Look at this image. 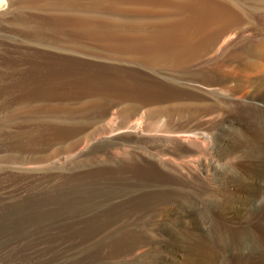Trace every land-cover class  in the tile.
<instances>
[{
	"label": "rangeland",
	"instance_id": "1",
	"mask_svg": "<svg viewBox=\"0 0 264 264\" xmlns=\"http://www.w3.org/2000/svg\"><path fill=\"white\" fill-rule=\"evenodd\" d=\"M106 1L4 0L0 5V264H257L231 253L228 245L241 228L264 245L262 225L247 215L252 207L232 208L244 203L253 186L247 164L257 155L252 150L260 137L249 140L238 132L236 141L250 155L242 150L229 158V165L240 166L239 186L232 187V196L218 193L231 203L215 218L184 219L175 213L176 203L189 196L206 200L211 191L202 180L163 170L151 157H175L163 135L191 130L205 141L231 119L233 127L249 132L260 127V114L247 107L264 104V75H256L247 62L264 63V49L252 46L264 38V19L258 21L257 13L244 19L240 25L258 22L235 31L194 72H152L111 54L117 47L89 42L95 38L89 37L91 16L105 13ZM234 2L264 15V0ZM208 68L213 73L207 75ZM152 123L162 136L148 133ZM138 125L146 130L140 138ZM103 136L110 146H97ZM260 199L262 207L264 195ZM168 227H174L171 238L160 231Z\"/></svg>",
	"mask_w": 264,
	"mask_h": 264
},
{
	"label": "bare ground",
	"instance_id": "2",
	"mask_svg": "<svg viewBox=\"0 0 264 264\" xmlns=\"http://www.w3.org/2000/svg\"><path fill=\"white\" fill-rule=\"evenodd\" d=\"M199 1V0H198ZM240 1V0H239ZM243 1V0H242ZM250 1V0H248ZM252 1H255V0H252ZM258 1V0H257ZM107 2V1H106ZM184 2V1H183ZM123 3V2H122ZM121 3V4H122ZM194 3H196L197 5V2L195 1ZM241 2H234V0H205L204 4L202 2V5L205 6L206 8V11L208 10L210 13L214 14V15H218L220 16L219 18L221 17H229V16H233V17H236V19L239 17V19L241 18L242 20L244 19H247V18H252V16L257 13V17H258V21L260 20H263L264 19V15L260 12L259 13V10L257 9H254V10H249L245 9V7H243L242 4H240ZM187 4V3H185ZM247 4V3H246ZM259 4V2H258ZM150 5V4H149ZM192 5V4H191ZM193 6V5H192ZM249 6V5H248ZM198 7V6H197ZM200 7V6H199ZM193 9V8H192ZM189 10V9H188ZM200 10V9H199ZM203 10V9H202ZM200 10V11H202ZM262 10V9H261ZM198 11V10H197ZM199 12V11H198ZM62 13V12H60ZM205 14V13H204ZM191 15V14H190ZM212 15V16H214ZM77 16V15H76ZM211 16V17H212ZM231 16V17H232ZM59 18V17H58ZM62 18V17H61ZM67 18V17H66ZM65 18V19H66ZM215 18V17H214ZM218 18V17H216ZM255 18V17H254ZM56 19V18H54ZM73 19V18H72ZM188 19V18H187ZM230 19V18H229ZM228 19V20H229ZM58 20V19H57ZM61 20V19H60ZM70 20V19H69ZM165 20V19H164ZM220 20V19H219ZM50 21V20H49ZM59 21V20H58ZM220 21H223V20H220ZM258 21H254V20H248V22H258ZM55 22V21H54ZM193 22V21H192ZM196 22V21H195ZM203 22V21H202ZM217 22V21H216ZM224 22V21H223ZM247 21L240 25V26H236L235 28H241L243 27L245 24L248 23ZM52 23V22H51ZM219 23V21H218ZM54 24V23H53ZM76 24V23H75ZM186 24V23H185ZM56 25V24H54ZM60 25V23H59ZM74 25V24H73ZM198 25V24H197ZM202 25V24H201ZM193 26V25H192ZM60 27V26H59ZM62 27V25H61ZM177 27V26H176ZM171 28V27H170ZM63 29V28H62ZM162 32V31H161ZM164 33V32H163ZM175 34V32H174ZM167 36V35H166ZM173 36V35H172ZM229 37V36H228ZM167 38V37H166ZM229 40V38H228ZM254 40V39H253ZM258 40V39H257ZM223 41V40H222ZM225 41V40H224ZM227 42V40H226ZM165 43V42H164ZM225 43V42H224ZM255 43V42H254ZM218 44V43H217ZM233 44V43H232ZM254 47H256L257 49H259L258 47H261V49L263 50L264 49V38L258 42L255 43V45H252ZM231 47V46H230ZM229 47V49H230ZM252 47V48H254ZM96 48V47H95ZM181 48H184V47H181ZM227 49V50H229ZM181 49H178V53H180ZM231 50V49H230ZM226 51V50H225ZM66 51H64L65 53ZM257 52V51H256ZM226 53V52H225ZM260 53V52H259ZM57 54V53H56ZM187 54V53H186ZM73 55V54H72ZM128 55V54H127ZM190 55V53H189ZM223 55V54H222ZM193 57V56H191ZM226 57V56H225ZM259 57V56H258ZM63 58V57H62ZM194 58V57H193ZM178 59V58H177ZM263 59V58H262ZM55 60V59H54ZM95 60V59H94ZM45 61V59H44ZM93 61V59H92ZM100 61V60H99ZM263 61V60H262ZM104 62V61H102ZM147 63V62H146ZM149 63V62H148ZM221 64V63H220ZM216 66V65H215ZM238 66V65H237ZM246 66V65H244ZM247 66L249 68H254V70H256V75H258L259 77L263 76L264 75V63L262 64L261 67L258 66V64L256 65L255 63H248L247 62ZM220 67V66H219ZM229 67V66H228ZM227 67V68H228ZM235 67V66H234ZM238 68V67H237ZM243 68V67H242ZM222 69V68H221ZM231 69V67L229 68ZM248 69V68H247ZM232 70V69H231ZM240 70V69H239ZM252 70V69H251ZM189 71V70H188ZM205 72H207L209 75V72L211 71V69H205L204 70ZM153 72V71H152ZM167 72V71H166ZM204 72V73H205ZM175 73V72H174ZM181 73V72H180ZM186 73V72H185ZM200 73V72H199ZM199 73H197L196 75L197 76H200L198 75ZM211 73H213L211 71ZM210 73V74H211ZM224 73V72H223ZM233 73V72H232ZM160 74V73H159ZM188 74V73H187ZM227 74V73H226ZM237 74V73H236ZM245 74H247L245 72ZM126 75V74H125ZM183 75V74H182ZM195 74H193V76H196ZM213 75V74H212ZM204 76H206V74H204ZM211 76V75H210ZM245 76V75H244ZM121 77V76H120ZM191 77V76H190ZM212 77V76H211ZM217 77V76H216ZM248 77V76H247ZM115 78V77H114ZM153 78V77H152ZM164 78V77H163ZM194 78V77H193ZM206 78V77H205ZM208 78V76H207ZM231 78V77H230ZM242 78V77H240ZM119 79V78H118ZM121 79H124V78H121ZM129 79V77H128ZM176 79V78H175ZM117 80V79H115ZM120 80V79H119ZM170 80V79H169ZM178 80V78H177ZM122 81V80H121ZM153 81V80H152ZM171 81V80H170ZM179 81V80H178ZM204 81V80H202ZM206 81V80H205ZM168 82V81H167ZM176 82V81H175ZM133 83V82H131ZM156 83V82H155ZM178 83V82H177ZM256 83V82H255ZM259 83V82H257ZM121 84V83H120ZM123 84V83H122ZM135 84V83H134ZM133 84V85H134ZM144 84V83H143ZM165 83H163L164 85ZM169 84V83H168ZM126 85V84H125ZM129 85V84H128ZM136 85V84H135ZM134 85V87H135ZM139 85V84H138ZM157 85V84H156ZM162 85V86H163ZM166 85V84H165ZM164 85V86H165ZM240 85V84H239ZM246 85V84H245ZM123 86V85H122ZM141 85H139L140 87ZM143 86V85H142ZM141 86V87H142ZM218 86V85H216ZM140 87V88H141ZM146 87V85H145ZM148 87V86H147ZM157 87H159L157 85ZM156 87V88H157ZM171 87V86H170ZM168 87V88H170ZM240 87V86H239ZM78 88V87H77ZM118 88V87H117ZM121 88V85L120 87ZM126 88V87H125ZM125 88H122L123 90ZM181 88V87H180ZM186 88V87H185ZM191 88V87H190ZM237 88V87H236ZM149 90H151V88H148ZM176 89V88H175ZM183 89V88H182ZM192 89V88H191ZM119 90V89H118ZM135 90V89H134ZM140 90V89H139ZM156 90V89H155ZM160 91V89H157ZM162 90V88H161ZM164 90V89H163ZM178 90V89H177ZM199 90V89H198ZM141 91V90H140ZM167 91V90H166ZM176 91V90H175ZM191 91V90H190ZM125 92V91H124ZM126 92H129L128 90ZM136 92V90H135ZM155 92V91H154ZM164 92V91H163ZM181 92V90H180ZM185 92V91H184ZM193 92V91H191ZM152 93V92H151ZM162 93V92H160ZM174 93V92H173ZM178 93V92H177ZM183 94V93H182ZM181 94V95H182ZM214 94H217L218 95V92L214 93ZM185 94H183L184 96ZM111 96V95H110ZM177 96V95H176ZM175 96V97H176ZM186 96V95H185ZM193 96V95H192ZM212 96V95H211ZM221 96V95H220ZM224 96V95H223ZM227 96V95H226ZM228 98V97H227ZM226 98V100H227ZM149 100V99H148ZM198 100V99H197ZM264 101V100H263ZM128 102V101H127ZM174 102H177V101H174ZM185 102V101H183ZM187 102V101H186ZM129 103V102H128ZM168 103V102H167ZM232 103V102H231ZM238 103V102H237ZM258 103V102H257ZM166 104V103H165ZM170 104V103H169ZM239 104V103H238ZM239 106V109L243 108L244 106H241V105H238ZM252 104V103H251ZM9 105V104H8ZM159 105V104H158ZM162 105V104H161ZM14 106V105H13ZM253 106V105H251ZM262 107H247L248 110H253L254 112L256 113H259L260 117H258L257 119V125L260 126L258 127V129H256L255 132H252V131H247V130H243L241 127H233V124H232V119L230 121H226L225 123H222V128H219L221 129L219 131V133L217 134V132L215 131L216 133V137H211V136H207V134H210V133H205L206 136H207V140L203 141L201 140V138H195L194 136H192V132H189V131H184V132H181V133H178L176 134L175 136H166V135H163L161 134L162 132H160V134L158 133L159 132V128L157 125L153 124L150 126V129L148 130V133H151V132H156V134L158 133L160 136L163 135V137L165 138V140H163L166 145L165 146H170L174 151H175V157H169L168 158L166 157L165 158H162V156H155V157H151L152 158V161L154 160V164L160 168H162L163 170H166L168 172H171L173 173L176 177H179V178H185L184 175H187L189 178H192L194 179L193 181H200L202 180L204 183H201L203 184L204 186H208V190L210 189L211 193L209 195L210 198L206 197V200H201L200 198L199 199H196L195 197L193 198H190L189 197H186V199L182 200L181 203H176V206H175V210L177 214H181L182 216H184V219L186 217H192V218H199L200 217H210V218H215V215L217 214L216 211L218 210V214H222L225 209L228 207H225L227 204L229 205L231 203L230 199H225L224 197H220L218 195V193H220L221 195L222 194H230L233 192L232 191V187L233 186H239L238 185V180H239V174H238V168L240 167H237L235 165H229V158L231 156H234L235 154H238L239 152H241L242 150L244 149H247V146H241L238 144V142L236 141L237 138L239 137L238 135L241 134V135H244V137H247L249 139V137H251L252 140H254L255 138L257 137H260V143L259 145H257V147H254V149L252 150V153L254 152V150L256 151L255 153H257V155L255 156H251L252 158H254L253 160L254 161H249L248 164H247V168H248V171L250 173V179H251V183H252V188L248 185L249 188V193H246L245 195V201L244 203L242 204H236L234 205V208L235 210H240L241 209V206H244L247 207V206H251V211L247 214L251 219L253 218L255 224L258 222L259 225H262V226H259V227H262L264 229V222L263 220L261 219L262 218V212H264V206L261 207V204H262V201L260 199V196L261 195H264V104L263 105H260ZM7 107V106H6ZM150 107V106H149ZM237 109V108H236ZM72 114V113H71ZM166 114V113H165ZM162 115V114H161ZM164 115V114H163ZM237 115V114H236ZM235 115V116H236ZM257 115V114H256ZM37 116V115H36ZM63 116V114H62ZM189 116V115H188ZM46 117V116H45ZM168 117V116H167ZM217 117V116H215ZM48 118V117H47ZM53 118V117H52ZM76 118V117H75ZM135 118V117H134ZM164 118V117H163ZM27 119V118H26ZM34 119V118H33ZM50 119V118H49ZM147 119V118H146ZM157 119V118H156ZM155 119V120H156ZM161 119V118H160ZM182 119V118H181ZM230 119V118H229ZM256 119V118H255ZM30 120V119H29ZM43 120V119H42ZM46 120V119H45ZM55 120V119H54ZM66 120V119H65ZM121 120V119H120ZM123 120V119H122ZM137 120V119H136ZM9 121V120H8ZM7 121V122H8ZM36 121V120H35ZM50 121V120H49ZM56 121V120H55ZM64 121V120H63ZM81 121V120H80ZM158 121L157 120V124H158ZM189 121V120H188ZM6 122V123H7ZM44 122V121H43ZM47 122V121H46ZM66 122V121H65ZM146 122V121H145ZM33 123V122H32ZM90 123V122H89ZM162 123V122H161ZM182 123V122H181ZM24 124V123H23ZM31 124V123H30ZM83 124V123H81ZM148 124V122H147ZM8 125H11L8 123ZM27 125V124H26ZM34 125V124H33ZM46 125V124H45ZM74 125V124H73ZM79 125V124H78ZM161 125V124H160ZM43 126V125H42ZM118 126V125H117ZM48 127V126H47ZM54 127V126H53ZM82 127V125H81ZM158 127V129H157ZM57 128V127H56ZM67 128V127H66ZM73 128V127H72ZM149 128V127H148ZM163 128V127H162ZM178 128V127H177ZM6 129V128H5ZM55 129V128H54ZM120 129V128H119ZM118 129V130H119ZM135 129H137L138 133H137V137L140 138V136H144L146 133L140 125H138ZM147 129V128H146ZM166 129V128H165ZM173 129V128H172ZM246 129V128H245ZM8 130V129H7ZM10 130V129H9ZM2 131V130H1ZM21 131V129H20ZM66 131V130H64ZM112 131V130H111ZM144 131V133H143ZM158 131V132H157ZM200 131V130H199ZM114 132V131H113ZM201 132V131H200ZM203 132V131H202ZM207 132V130H206ZM208 132H212L209 131ZM214 132V130H213ZM239 132V134H238ZM18 133V132H17ZM5 134V133H4ZM9 134V133H8ZM7 134V135H8ZM33 134V133H32ZM197 134V133H196ZM203 134V133H201ZM200 136H203L201 135ZM238 134V135H237ZM1 135V134H0ZM6 135V134H5ZM6 135V136H7ZM35 135V134H34ZM240 135V136H241ZM13 136V135H12ZM11 136V138H12ZM23 136V135H21ZM26 136V135H25ZM237 136V137H236ZM8 137V136H7ZM19 137V136H18ZM34 137V136H33ZM104 137V136H103ZM154 137V136H153ZM243 137V138H244ZM3 138V137H2ZM10 138V139H11ZM146 138V137H145ZM149 138V137H148ZM236 138V139H235ZM1 139V138H0ZM117 138H113V142L115 143V140ZM119 139V138H118ZM154 139V138H153ZM152 139V140H153ZM240 139V138H239ZM242 139V138H241ZM262 139V140H261ZM12 140V139H11ZM97 140V139H96ZM109 140V139H107ZM147 140V139H146ZM151 139H149L150 141ZM154 140H157V139H154ZM250 140V139H249ZM257 140V139H256ZM100 144H98L97 146H101L102 147V144L106 143V144H110V143H107L106 141V138L104 137V139L102 140H99ZM119 141V140H117ZM137 141V140H136ZM139 141V140H138ZM148 141V142H149ZM162 141V140H161ZM244 141V140H243ZM141 142V140H140ZM255 142V141H254ZM257 142V141H256ZM258 142V143H259ZM94 143V142H93ZM152 143V141H151ZM150 143V144H151ZM163 143V142H162ZM248 144V143H247ZM103 146H107V145H103ZM110 146V145H109ZM155 147L157 146L156 144L154 145ZM159 146V145H158ZM254 146V145H253ZM96 147V146H95ZM100 148V147H99ZM4 149V148H3ZM95 150V148L93 149ZM97 150V149H96ZM127 150V149H126ZM246 151V150H244ZM248 151V150H247ZM246 151L247 155H250L248 154V152ZM146 152V151H145ZM166 153V152H165ZM262 153H263V156H262ZM72 154V153H71ZM126 154V153H125ZM136 154V153H135ZM158 154V153H157ZM2 155V154H1ZM63 155V154H62ZM154 155V154H153ZM156 155V154H155ZM163 155V154H162ZM169 155V154H168ZM246 155V154H245ZM69 156V155H68ZM127 156V155H126ZM151 156V155H150ZM167 156V155H165ZM164 156V157H165ZM142 157V156H141ZM185 157H199L198 159H195V160H184L183 158ZM61 158V157H59ZM63 158V157H62ZM137 158V157H136ZM58 162V161H56ZM60 163V162H59ZM3 164V163H2ZM48 164H49V161H48ZM54 164V163H53ZM150 164V163H149ZM52 165V164H50ZM64 165V164H63ZM1 167V166H0ZM157 167V168H158ZM9 168V167H8ZM4 169V168H3ZM7 169V168H5ZM11 169V168H10ZM243 169V168H242ZM245 170V168H244ZM167 172V173H168ZM241 174V173H240ZM172 175V174H171ZM173 175V177H174ZM243 176V175H242ZM187 181V180H186ZM182 183H184L182 181ZM240 183V182H239ZM145 184V183H144ZM128 186V185H127ZM160 186V185H159ZM164 186V185H163ZM236 186V187H237ZM241 186V185H240ZM137 187V186H136ZM189 187V186H188ZM198 187V186H196ZM200 187V185H199ZM204 188V187H203ZM207 188V187H206ZM142 189H146V188H142ZM157 189V188H156ZM200 189V188H198ZM212 189V190H211ZM133 190V189H131ZM150 190V189H148ZM155 190V189H154ZM205 190V189H204ZM147 191V189H146ZM145 191V192H146ZM152 191V190H150ZM150 191H147L150 192ZM198 191V190H197ZM232 191V192H231ZM244 191V190H243ZM96 192V191H95ZM132 192V191H131ZM143 192V190H142ZM135 194L137 192H134ZM133 193V194H134ZM138 194V193H137ZM143 194V193H142ZM146 194V193H145ZM235 194V193H234ZM85 195V194H84ZM104 195V194H103ZM131 195V194H129ZM207 195V194H205ZM128 196V195H127ZM208 196V195H207ZM223 196H226V195H223ZM232 196V195H231ZM235 196V195H234ZM87 197V196H86ZM142 197V196H140ZM228 197V196H227ZM129 198V197H128ZM131 198V197H130ZM134 198V197H133ZM146 198V197H145ZM185 198V197H184ZM95 199V198H94ZM135 199V198H134ZM150 199V198H149ZM235 199V198H234ZM96 200V199H95ZM117 200V199H116ZM130 200V199H129ZM136 200V199H135ZM138 200V198H137ZM232 200V199H231ZM144 201V200H143ZM149 201V200H148ZM80 202V201H79ZM85 202V201H84ZM135 202V201H134ZM86 203V202H85ZM126 203V202H125ZM238 203V202H237ZM143 204V203H142ZM235 204V203H234ZM80 205V204H79ZM115 205V204H114ZM119 206V205H118ZM233 206V205H232ZM230 207V206H229ZM240 208V209H239ZM122 210V209H121ZM131 210V209H130ZM234 210V211H235ZM227 211V210H226ZM171 212V211H170ZM228 212V211H227ZM107 213V212H106ZM115 213V212H113ZM125 213V211H124ZM112 214V212H111ZM174 214V213H173ZM229 214V213H228ZM242 214H245V213H242ZM103 215V214H102ZM118 215V214H117ZM218 215V216H219ZM223 215V214H222ZM120 216V215H119ZM230 216V215H229ZM243 216V215H242ZM220 217V216H219ZM103 218V217H102ZM210 220V219H209ZM193 221V220H192ZM212 221V220H211ZM1 222V221H0ZM257 223V224H258ZM186 224V223H185ZM213 224V223H212ZM215 225V224H214ZM17 226V225H16ZM197 226V225H196ZM235 226V225H234ZM233 226V227H234ZM215 227V226H214ZM232 227V226H231ZM178 228V227H176ZM213 228V226H212ZM247 228H250V225L247 226ZM211 229V228H210ZM229 229V228H228ZM239 229V228H238ZM245 229V230H244ZM244 229H240L239 231H237L236 235L234 236L233 235V231L231 232V234L233 235V237L231 238L232 239V242H230L231 244L228 245L230 246V251L231 253H238L239 255H248L249 258H251L252 260H254L255 262H257V264H264V245L263 243H261L258 238H256V236H252L250 234V230H246V228ZM153 230V229H152ZM215 230V228H214ZM226 230V229H225ZM233 230V229H232ZM237 230V228H236ZM15 231V230H14ZM161 233L165 234V235H169L170 238L171 236L174 234V227L172 228H166L164 230H160ZM183 231V230H182ZM195 231V230H194ZM229 231V230H228ZM258 231V230H257ZM6 232V231H5ZM18 232V230H17ZM177 232V231H176ZM215 232V231H214ZM227 232V231H226ZM230 232V231H229ZM159 233V234H161ZM192 233V232H191ZM197 233V232H196ZM203 234V232H201ZM206 233V232H204ZM13 234V233H12ZM210 234V232H209ZM208 234V235H209ZM254 234V233H252ZM259 234V233H258ZM7 235V234H6ZM199 235V234H198ZM206 235V234H204ZM203 235V236H204ZM211 235V234H210ZM219 235V234H218ZM230 235V234H229ZM158 236V235H157ZM217 236V235H216ZM159 237V236H158ZM166 237V236H165ZM181 237V236H180ZM201 237V235H200ZM151 238V237H150ZM160 238V237H159ZM185 238V237H184ZM206 238V237H205ZM208 238V237H207ZM206 238V239H207ZM14 239V238H13ZM181 239V238H180ZM210 239V237H209ZM221 239V238H220ZM211 240V239H210ZM173 241V240H172ZM193 241V240H192ZM202 241V240H201ZM150 242V241H149ZM161 242V241H160ZM167 242V241H166ZM175 242V241H174ZM179 242V241H178ZM185 242V241H184ZM209 242V241H208ZM173 243V242H172ZM149 244V243H148ZM212 244V243H211ZM171 245V244H170ZM227 246V247H228ZM228 249V248H227ZM134 250V249H133ZM229 251V252H230ZM236 253V254H237ZM229 255V254H228ZM89 256V255H88ZM91 256V255H90ZM191 256V255H190ZM213 256V255H212ZM235 256V254H234ZM237 256V255H236ZM207 257V256H206ZM209 257V256H208ZM240 257V256H239ZM247 257V258H248ZM87 258V257H86ZM92 258V257H91ZM191 258V257H190ZM215 258V257H213ZM248 258V259H249ZM219 259V258H218ZM238 259V258H237ZM89 260V259H88ZM95 260V259H94ZM196 260V259H195ZM215 260V259H214ZM81 261V260H80ZM96 261V260H95ZM100 261V260H99ZM83 262V261H82ZM77 263V262H76ZM80 263V262H79ZM94 263V262H93ZM102 263V262H101ZM241 263V262H240ZM83 264V263H82ZM96 264V263H95Z\"/></svg>",
	"mask_w": 264,
	"mask_h": 264
},
{
	"label": "crops",
	"instance_id": "3",
	"mask_svg": "<svg viewBox=\"0 0 264 264\" xmlns=\"http://www.w3.org/2000/svg\"><path fill=\"white\" fill-rule=\"evenodd\" d=\"M107 2L109 6L105 13L98 11L91 16L95 20L90 22L92 25L88 29L92 32L88 34L95 38L89 42L95 46L117 47L110 50L111 54L122 56V60L127 57L132 63L150 71L181 75L194 72L216 54L235 31L242 29L233 28L243 22L241 18L236 19L232 15L219 18L217 14L206 11L202 5L205 0ZM219 19L228 23L217 24L216 21L221 22ZM88 34L84 33L85 36ZM178 49H181L180 53Z\"/></svg>",
	"mask_w": 264,
	"mask_h": 264
},
{
	"label": "snow or ice",
	"instance_id": "4",
	"mask_svg": "<svg viewBox=\"0 0 264 264\" xmlns=\"http://www.w3.org/2000/svg\"><path fill=\"white\" fill-rule=\"evenodd\" d=\"M3 2H4V0H0V5H2V4H3Z\"/></svg>",
	"mask_w": 264,
	"mask_h": 264
}]
</instances>
